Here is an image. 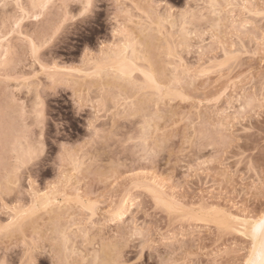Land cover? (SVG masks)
Returning <instances> with one entry per match:
<instances>
[{"label":"rangeland","instance_id":"obj_1","mask_svg":"<svg viewBox=\"0 0 264 264\" xmlns=\"http://www.w3.org/2000/svg\"><path fill=\"white\" fill-rule=\"evenodd\" d=\"M92 2L0 0V264L237 260L233 217L264 212V0Z\"/></svg>","mask_w":264,"mask_h":264},{"label":"snow or ice","instance_id":"obj_2","mask_svg":"<svg viewBox=\"0 0 264 264\" xmlns=\"http://www.w3.org/2000/svg\"><path fill=\"white\" fill-rule=\"evenodd\" d=\"M49 3H42L40 5L33 4L31 7L32 8H41V9H47L49 7ZM17 7H20L18 4ZM95 7L94 3L92 0H88V3L84 5V11L80 13L81 16H84L87 12L90 10H93ZM41 18L40 15H36L35 19L39 20ZM16 27H19L17 24ZM15 33V29H13V33H11L9 36H4L0 42H3V40H8L10 39V36ZM24 39H27V37H24ZM31 50H32V57L33 59L39 63V52L40 49L37 47V44L34 41H31ZM43 67V65H41ZM40 149H37L36 156L38 157L40 155ZM262 168H264V162H262ZM262 196H264V188L261 190ZM88 207V210L91 211L92 209L95 208V205H86ZM261 208L264 209V199L261 200ZM233 219H236L239 224L245 225L249 223L247 220H240L238 217H233ZM261 226H264V212H261V217L259 221ZM233 231H237L233 229ZM138 235L141 236L143 239V234L138 233ZM237 235L241 238H244L246 241H250L251 245L249 248L248 243H243L239 246L236 247L235 249V255L238 257L237 260L229 261V264H264V240H261L259 244V248L257 247V243L255 242V236H249L247 231L245 229H241L237 231ZM148 245H145L147 247ZM199 253L195 250V247L192 249V254L188 257L187 260L183 261H174L170 258H161L160 264H201L200 260L198 259ZM140 264H147L146 259L141 260ZM155 264V262H154ZM217 264H223V262L218 261Z\"/></svg>","mask_w":264,"mask_h":264},{"label":"bare ground","instance_id":"obj_3","mask_svg":"<svg viewBox=\"0 0 264 264\" xmlns=\"http://www.w3.org/2000/svg\"><path fill=\"white\" fill-rule=\"evenodd\" d=\"M2 45V44H1ZM1 47V46H0ZM40 197V196H39ZM36 198V197H35ZM49 198V197H48ZM161 199V198H160ZM36 200V199H35ZM48 202V201H47ZM36 204V203H35ZM24 213V212H23ZM120 213V212H119ZM22 217V216H21ZM18 220V219H17ZM260 220L249 221L246 224V231L249 236H255V242L259 248L261 240H264V226H261L259 223ZM15 224V223H14Z\"/></svg>","mask_w":264,"mask_h":264}]
</instances>
